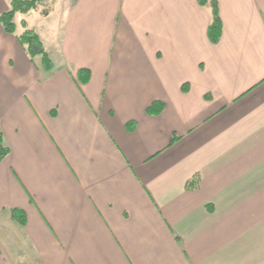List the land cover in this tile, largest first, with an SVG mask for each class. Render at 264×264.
Wrapping results in <instances>:
<instances>
[{
	"label": "crops",
	"instance_id": "1",
	"mask_svg": "<svg viewBox=\"0 0 264 264\" xmlns=\"http://www.w3.org/2000/svg\"><path fill=\"white\" fill-rule=\"evenodd\" d=\"M43 1L0 24V264H264V0L217 43L195 0Z\"/></svg>",
	"mask_w": 264,
	"mask_h": 264
},
{
	"label": "trees",
	"instance_id": "2",
	"mask_svg": "<svg viewBox=\"0 0 264 264\" xmlns=\"http://www.w3.org/2000/svg\"><path fill=\"white\" fill-rule=\"evenodd\" d=\"M43 0H9V9L0 14V24L5 32L13 34L15 32V21L14 16L16 13L26 14L30 10H33L40 4ZM198 5L206 6L210 10V22L207 26V37L211 43H217L221 37L222 33V22L219 15L217 0H195ZM25 27V21H22ZM18 42L25 46L26 51L30 57H35L37 55L41 56V65L45 71H50L53 69V63L45 52L41 39L38 34L32 29H25L21 34L17 36ZM85 73V76H83ZM82 74V76H81ZM90 77V73L87 69H80L78 71V80L80 82H87ZM161 107L159 105L153 104L148 111L150 113H159ZM8 148L4 145L2 135L0 133V161L7 155ZM12 218L20 225L25 224V214L20 209L11 210Z\"/></svg>",
	"mask_w": 264,
	"mask_h": 264
},
{
	"label": "rangeland",
	"instance_id": "3",
	"mask_svg": "<svg viewBox=\"0 0 264 264\" xmlns=\"http://www.w3.org/2000/svg\"><path fill=\"white\" fill-rule=\"evenodd\" d=\"M55 1L56 0H45V1H43V2H46L47 3V6H46V8H43L41 6L38 7V9H39L38 11H40L41 15L45 14L46 11L49 10L50 6H52V4H54ZM33 13H35V12H33ZM29 20H30V22H32V19L31 18ZM39 59H40L39 56L34 57V60H35L36 64H38V65H39Z\"/></svg>",
	"mask_w": 264,
	"mask_h": 264
}]
</instances>
